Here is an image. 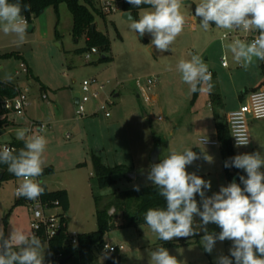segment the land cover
<instances>
[{"label":"rangeland","instance_id":"374dc122","mask_svg":"<svg viewBox=\"0 0 264 264\" xmlns=\"http://www.w3.org/2000/svg\"><path fill=\"white\" fill-rule=\"evenodd\" d=\"M199 2L200 0H184L181 12L188 25L171 45V49L163 53L151 45L152 37L149 34L141 37L130 29L129 21L121 16L123 11L102 16L94 13L97 30L109 41V55L112 60L98 62V53L92 54L90 60H87L84 57L87 51H74L84 47V41H74L70 36L72 16L65 4L59 5V38H54L55 20L47 14L40 20H32L30 24L36 27L30 32L26 30L23 44H18L15 34L7 36L8 44L0 52L19 51L26 57L41 83L58 92L57 104L49 99L42 102L38 97L43 91L39 90V83L32 82L28 91L31 102L29 110L43 109L48 103L54 109L56 117L61 112L62 116L69 119L63 124L50 125V132L44 131L41 134L47 140L42 155L43 167L52 168V173L42 181L48 188L67 189L69 192L70 202L65 213L67 234L96 230L95 199L99 201V208H102L112 199L113 194L132 190L133 185H153L147 175L152 165L151 153L156 147L160 148L159 162L173 151L182 152L185 148H191L199 158L188 165L186 170L211 182V189L206 190L207 196L218 192L222 185L229 184L220 146H207L199 142L200 138L216 140L215 122L219 117L215 118L214 115L219 112V104L214 101L211 107L208 101L221 91L222 107L228 109L235 106L238 103V94L243 92L244 86L249 89L260 73V61H254L247 70L237 66L232 54L224 47L229 42H225L222 48L218 40L228 30L217 29L214 24L208 31L200 27L199 18L193 12V5L196 6ZM147 8L149 6L137 10V19L141 9ZM193 24L194 29H190ZM191 54L201 55L209 71L214 73L211 91L191 93L190 86L182 81L176 65L181 59H190ZM223 54L228 64L226 68L220 67ZM206 56H209L208 61H205ZM0 67L1 81H8L9 77H24V73L15 74V71L21 70L20 62L15 59L0 60ZM149 77L157 78L155 87L147 91L156 97L152 105L139 95L137 85V81H140L145 87L146 78ZM89 79H96L98 85L103 84V88L98 90L97 102L92 100L85 104L87 116L78 119L74 114L73 95L80 93L82 81ZM96 88L97 86L92 87ZM106 99L112 101L108 106L109 117H105L103 112L90 114L97 103ZM21 118L12 115L11 121L23 125L25 122ZM14 128L18 129L17 126H0V142L6 138H16V131L8 134ZM249 134L251 144L243 149L233 148L234 153L238 155L259 152L264 156V119H250ZM92 154L98 156L106 166L122 167L123 171L114 175L115 182L111 186L104 189L98 187L92 169ZM205 157H211V162ZM144 171L147 174L139 176ZM261 171H264V167ZM131 174H135V177L130 178ZM243 176L246 177L244 171ZM20 183L22 179L19 178L0 182V232L5 237L12 230L32 234V217L28 205L24 201L15 205L17 198L14 190ZM112 210V223H124L122 213L115 212L113 207L108 212ZM194 227L199 235L189 237L188 244L165 247L182 264H217V257L230 255L232 242L229 240L217 241L210 254L205 252L200 241L203 232L200 230L199 217H195ZM207 228L210 232H220L215 224H209ZM104 237L106 242L122 246L123 249L119 251L122 264H150L151 252L161 247L160 244L164 242L158 239L148 225L115 226ZM182 239L176 238L172 241L179 242ZM41 241L46 258L47 242ZM95 254L91 264H104L107 255L100 252Z\"/></svg>","mask_w":264,"mask_h":264},{"label":"clouds","instance_id":"9594fccd","mask_svg":"<svg viewBox=\"0 0 264 264\" xmlns=\"http://www.w3.org/2000/svg\"><path fill=\"white\" fill-rule=\"evenodd\" d=\"M127 3L138 9L141 5L149 6L141 9L138 19H133L131 14L127 16L130 29L141 37L149 34L151 45L159 52L170 50L185 27L181 12L184 0H127ZM30 10L31 5L22 4L21 0L14 3L0 0V28L6 35L15 34L18 44L25 42L29 27L22 12ZM194 15L204 31L214 24L217 29L258 32L250 42L235 38L224 47L245 70L256 60L264 61V0H200ZM176 67L191 93L211 91L212 73L201 55L191 54L190 59L179 60ZM16 139L23 146L0 147V164L22 179L16 189L18 197L38 200L45 192L37 178L44 172L42 155L47 140L44 135L24 128L17 129ZM247 144V138L237 139V147ZM198 158L191 148H185L151 165L147 179L158 189L166 207L149 208L145 223L158 239L170 242L199 235L194 227L195 217H199L203 232L200 241L205 252L210 254L217 241L232 242L230 255L217 257V264H233V259L235 264H264V171H261L264 156L259 152L243 153L225 161L226 168L235 167L246 173V177H239L243 188L233 180L211 196L206 195L211 182L186 170ZM205 159L211 162V157ZM133 188L140 191V185ZM197 195L201 198L199 203ZM209 224L217 225L220 232L208 231ZM44 259L43 243L35 234L12 230L5 237L0 232V264H44ZM150 264H182V261L161 246L151 252Z\"/></svg>","mask_w":264,"mask_h":264},{"label":"trees","instance_id":"16d2710c","mask_svg":"<svg viewBox=\"0 0 264 264\" xmlns=\"http://www.w3.org/2000/svg\"><path fill=\"white\" fill-rule=\"evenodd\" d=\"M98 1L99 0H21L22 4L31 5V10L22 12V15L26 17L28 24H30L33 19L39 16L40 11L51 6L55 12L57 24L59 17V5L65 4L72 16L71 36L73 40L78 41L84 37V47L77 48L74 51L82 53L90 50L91 48H95L99 54L98 62H109L112 60L109 55V41L107 37L98 31L94 25V13L101 16L103 15L97 7ZM9 2L14 3L15 0H9ZM145 6L148 5H141L140 8ZM121 9L122 11H130L135 19H137L136 12L138 8L127 3V0L122 1ZM91 25H93V27H91ZM55 33L57 38H59L60 36L56 29ZM0 59L23 60L22 56L16 51L0 54ZM261 74L264 76V61L261 63ZM17 91L18 88L16 86L0 80V96L11 97L14 96ZM214 101L216 104H220L219 97L216 94H214L211 98L212 104ZM4 124H7V119L0 118V126H3ZM215 130L216 139L221 148L225 164V161H229L230 158L236 155L230 142L226 120L218 119V121L215 122ZM8 144L17 149L23 146V142L18 141L17 139H12ZM91 163L94 176L97 180V185L100 189L111 186L115 182L114 175L123 171L120 165L113 167L106 166L101 159L94 154L91 155ZM43 168L44 172L40 177H45L52 173L51 167ZM0 170H3L0 182L17 179V177L7 171L6 165L0 164ZM224 172L229 183L235 180L242 187L239 179V177L243 175L242 169H237L235 167L226 168L224 166ZM44 188L45 192L41 195V198L45 201H58L59 206L65 213L69 206L66 190L58 189L49 191L46 187ZM196 199L199 203L200 198L198 195L196 196ZM22 201L23 200L21 199H16L15 205L22 203ZM95 205L97 228L92 232L77 234L76 244L71 243L70 237L67 234L66 218H61L58 233L51 239L46 240L48 252L44 260V264H55L56 260L63 257H68L64 264H91L96 257L95 253L100 252L104 245L105 234L113 227H137L139 225H147L144 219L146 211L149 208L166 207V201L159 195L158 189H156L155 186L149 185L140 187V191L132 189L121 191L117 195L113 194L112 199L102 208H99V201L95 199ZM111 207L114 208L115 212L122 213L124 223H121L120 225H114L112 223L113 216L108 212ZM32 234L39 236L41 240L45 241L41 233H35L32 230ZM192 237H196V235ZM189 242L190 240L188 238H183L179 242H163L160 246H181L188 244ZM104 264H122V256L120 252L116 249L111 254L107 255Z\"/></svg>","mask_w":264,"mask_h":264},{"label":"built area","instance_id":"2783aa9c","mask_svg":"<svg viewBox=\"0 0 264 264\" xmlns=\"http://www.w3.org/2000/svg\"><path fill=\"white\" fill-rule=\"evenodd\" d=\"M123 0H99L98 9L101 14L108 15L116 11H120L121 4ZM187 22L185 26H187ZM258 35L256 31L244 32L242 30H228L221 34L220 40L222 41H232L235 38H240L245 41H251ZM92 54H97L95 48H91L85 54V59L90 60ZM222 66H226L227 62L225 57L221 58ZM21 70L15 71V74L20 73L26 74L27 68L24 63H20ZM146 86H142L140 81H137L139 88V95L142 96L145 101L148 100L149 94L147 91L152 90L157 84L156 77L146 78ZM93 86H97L96 89H92ZM103 88V84L97 83L96 79L83 80L81 83V92L79 93L77 103L75 104V116L76 118H81L86 115L85 104L98 98V90ZM45 97V96H43ZM97 102V101H96ZM112 104L110 99H106L100 103L96 104V108L93 111V114L98 112H103L105 117H109L110 113L108 111V106ZM29 106V98L26 90H18L14 96L5 97L0 96V118H8L12 115L25 117L26 109ZM250 119H264V87H260L256 90H253L247 95L246 101L241 104L236 110L229 112L226 116V123L228 127V133L230 137V142L233 148H246L251 144V138L249 134V121ZM47 128V125L38 121L31 119L26 120L25 129H29L30 133L41 134ZM68 137V135L66 136ZM247 138L248 144L246 146L237 147V139ZM199 142L207 146L218 145L216 140H208L205 138H200ZM8 146L9 144H1L0 147ZM42 182L43 186V177L37 178ZM15 187L14 194L17 199L23 200L29 208L31 214V228L35 233H41L43 238L46 240L54 237L58 233V228L62 217H65V213L62 211L61 207L58 204V201H45L39 197L38 200H28L24 197H18L16 195ZM113 210L109 213L112 214ZM66 218V217H65ZM69 235V234H68ZM77 234L69 235L70 241L72 244H76ZM39 237V236H38ZM122 250V246H117L112 242H104L103 247L100 250V253L109 255L114 250Z\"/></svg>","mask_w":264,"mask_h":264},{"label":"crops","instance_id":"0c3cea01","mask_svg":"<svg viewBox=\"0 0 264 264\" xmlns=\"http://www.w3.org/2000/svg\"><path fill=\"white\" fill-rule=\"evenodd\" d=\"M185 3H188V2H185ZM60 8V7H59ZM59 8H58V11H59ZM194 10H195V6L193 5V12H194ZM120 11H122V10H120ZM45 14H47L48 15V17H51L52 16V18H53V20H55V23H54V28H53V34H54V38H56L57 39V35H56V33H55V29H56V31H57V25H58V23L56 24V16H55V12H54V10H53V8L51 7V6H49V7H47V8H45L44 10H42V12L39 14V16L37 17V18H35V20H40L41 18H43V16L45 15ZM58 22H59V17H58ZM29 25V24H28ZM94 25H95V27H96V24L94 23ZM35 25L33 26V28H32V30L31 31H33L34 29H35ZM72 27V26H71ZM96 29H97V27H96ZM190 29H194V24L192 25V26H190ZM99 31V30H98ZM58 33V32H57ZM7 36H11V35H9V34H5L3 31H2V28H0V50L1 49H3L4 47H5V45H7L8 43H6V38H7ZM70 36H71V31H70ZM72 37V36H71ZM81 39H83V41H84V37L83 38H81ZM220 42H221V45H222V48H223V45H224V43L225 42H229L230 43V41H222V40H220V37H219V39H218ZM11 52V51H10ZM16 52H18L21 56H22V58H23V60H17V61H19L20 63H24L25 64V66H26V68H27V72H26V74H24V77L23 78H19V77H14V79H9L8 81H3V82H5V83H8V84H11V85H14V86H16L17 88H18V90H26L27 91V95H28V98H29V93H28V91H29V85L32 83V82H35V83H39V90H42L43 91V93L40 95V97H38V99L40 100V101H46L47 99H49L51 102H53V103H55V104H57V102H56V97H57V95H58V92L57 91H55V90H52L51 88H48V87H46V86H44L42 83H41V81H40V79H39V77L33 72V69L31 68V66H30V64H29V62H28V60L26 59V57L25 56H23L19 51H16ZM5 53H8V52H5ZM0 54H3V53H1L0 52ZM222 57H225V55L223 54L222 56H221V58ZM221 58H220V67L221 68H226V67H228V64L226 65V66H222V64H221ZM225 59H226V57H225ZM0 60H2V59H0ZM7 60H9V59H7ZM209 60V56H206V58H205V61H208ZM255 62H257V63H259L258 62V60H256ZM261 63H262V61H260V64H259V66H258V70H260V73H258L257 75V78H256V80L254 79V81H252V85H250V88L249 89H247V88H245L246 86H244V88H243V92H241L240 94H238V103L235 105V106H232V107H230V108H228V109H224V107H222V101H221V99H220V96H222L221 94H222V92L220 91L219 93H217V95H218V97H219V101H220V104L218 105V113L217 114H215L214 116H215V118L216 117H219L218 119L220 120V119H225L226 120V116H227V114L229 113V112H231V111H233V110H236L241 104H243L245 101H246V99H247V95L250 93V92H252L253 90H256V89H258V88H260V87H264V76L261 74ZM237 66H240V65H238L237 64ZM251 66V65H250ZM249 66V67H250ZM241 67V66H240ZM0 69H2V67H0ZM259 72V71H258ZM214 75V73H212V76ZM23 83V85H22V83ZM221 89V88H220ZM48 90H50V91H48ZM64 90H67V89H64ZM51 92V93H50ZM49 94H50V96H51V98H50V96H49ZM43 96H45V97H43ZM117 96V94H115L114 95V97H116ZM143 98V97H142ZM144 99V98H143ZM145 100V99H144ZM156 101V97L155 96H151L150 94H149V98H148V100L147 101H145L146 103H148V104H153L154 102ZM208 104L211 106V107H213V104H212V102H211V100H209L208 101ZM31 105V102L29 101V106ZM28 106V107H29ZM74 106H75V103H74ZM27 107V109H26V115H25V117H22L21 119L23 120V122H25V124H15V122H13V121H11V117L12 116H10V117H8L7 118V124H4L3 126H1L2 128H4V127H6V128H9V127H12V126H17L18 127V129H20V128H24L25 129V126H26V120L27 119H31V120H34V121H38V122H41V123H44V124H46L47 125V128L44 130V131H47V132H50V130H51V127H50V125H56V124H63V123H66V122H68L69 121V119H66L64 116H62V113L60 112L59 113V115L56 117L55 116V112H54V109H52L51 107H50V105H48V103H46V105L44 106V108L43 109H38L37 111H36V109L34 110V111H31V110H29V108ZM56 108H57V106H56ZM74 112H75V109H74ZM75 114V113H74ZM90 114H92V115H95V114H93V112L92 113H90ZM85 116H87V113H86V115ZM79 119V118H78ZM15 131H17V129H11V130H9L8 131V134H12V133H14ZM44 131H42L41 132V134L44 132ZM5 136V135H4ZM48 136V135H47ZM6 137V136H5ZM215 138H216V130H215ZM12 139H16L15 137H12V138H6V140H3V142H0L1 144H8ZM219 145V144H218ZM46 177V176H45ZM43 179H44V177H43ZM43 186L44 187H46L49 191H53V190H58V189H61V188H58V189H54V188H48V186L43 182ZM64 190H66V192H67V195H68V202H70V197H69V192L67 191V189H64ZM66 213V212H65ZM65 217H66V215H65ZM66 222H67V217H66ZM104 239H105V237H104ZM106 241V240H105Z\"/></svg>","mask_w":264,"mask_h":264},{"label":"water","instance_id":"95a60500","mask_svg":"<svg viewBox=\"0 0 264 264\" xmlns=\"http://www.w3.org/2000/svg\"><path fill=\"white\" fill-rule=\"evenodd\" d=\"M41 12H42V11H40V13H41ZM129 14H131L130 11H123V13H122L121 16H122L123 19L129 21L128 18H127V16H128ZM131 16H132L133 19H135V17H134L132 14H131ZM91 27H93V25H91ZM32 28H33V25L29 24V27L27 28V31L30 32V31L32 30ZM78 96H79V93H75V94L73 95V97H74V103H75V104L77 103ZM159 152H160V148H159V147H156V148L152 151V153H151V157H150V160H151L152 165H153V164H156V163H159V160H158ZM146 174H147V172L144 171L142 174H139V176H141V175H144V176H145ZM2 175H3V170H0V180H1V178H2ZM134 177H135V174H131V175H130V178H134ZM67 259H68V257H63V258H61V259H58V260L55 261V264H64V263L66 262Z\"/></svg>","mask_w":264,"mask_h":264}]
</instances>
